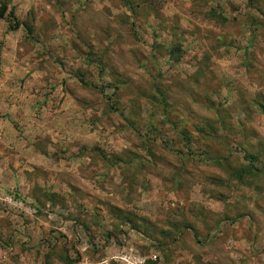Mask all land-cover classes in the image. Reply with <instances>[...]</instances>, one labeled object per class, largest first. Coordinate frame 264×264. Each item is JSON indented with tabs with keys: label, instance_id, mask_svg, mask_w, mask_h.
Returning <instances> with one entry per match:
<instances>
[{
	"label": "rangeland",
	"instance_id": "374dc122",
	"mask_svg": "<svg viewBox=\"0 0 264 264\" xmlns=\"http://www.w3.org/2000/svg\"><path fill=\"white\" fill-rule=\"evenodd\" d=\"M3 7L0 264H264V0Z\"/></svg>",
	"mask_w": 264,
	"mask_h": 264
},
{
	"label": "trees",
	"instance_id": "16d2710c",
	"mask_svg": "<svg viewBox=\"0 0 264 264\" xmlns=\"http://www.w3.org/2000/svg\"><path fill=\"white\" fill-rule=\"evenodd\" d=\"M4 12H5V7H3L2 10H1V12H0V20L3 19V13H4ZM9 16H10V18H11L12 20H14V23H16V26L13 27V26L11 25V22H10V21L8 22L9 30L14 31V30H16L17 27H18V22L15 20V18H14V13H13L12 11L9 13Z\"/></svg>",
	"mask_w": 264,
	"mask_h": 264
},
{
	"label": "crops",
	"instance_id": "0c3cea01",
	"mask_svg": "<svg viewBox=\"0 0 264 264\" xmlns=\"http://www.w3.org/2000/svg\"><path fill=\"white\" fill-rule=\"evenodd\" d=\"M9 84V83H8ZM1 133H4L3 135L6 136V134H8V132L6 131V129L4 130H0Z\"/></svg>",
	"mask_w": 264,
	"mask_h": 264
}]
</instances>
